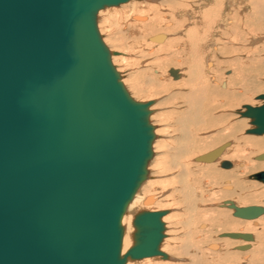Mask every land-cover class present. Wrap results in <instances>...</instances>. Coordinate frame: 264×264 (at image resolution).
Instances as JSON below:
<instances>
[{"label": "water", "instance_id": "water-1", "mask_svg": "<svg viewBox=\"0 0 264 264\" xmlns=\"http://www.w3.org/2000/svg\"><path fill=\"white\" fill-rule=\"evenodd\" d=\"M128 1L0 0V264L168 257L160 250L167 211L137 213L134 244L122 255V219L148 178L157 139L154 101L132 98L98 28L99 11ZM246 109L254 126L247 132L263 135L264 104ZM229 145L197 160L214 161ZM131 146L137 163L127 175ZM252 178L264 182V172ZM223 206L245 220L264 214L256 205ZM221 237L254 240L249 233Z\"/></svg>", "mask_w": 264, "mask_h": 264}, {"label": "rangeland", "instance_id": "rangeland-1", "mask_svg": "<svg viewBox=\"0 0 264 264\" xmlns=\"http://www.w3.org/2000/svg\"><path fill=\"white\" fill-rule=\"evenodd\" d=\"M137 1L142 3V4L145 3L144 6H147L150 8L151 7L152 8L153 7L158 8L160 6L158 9H160L159 12L163 16L169 14V12H168L169 6H167V5H171L170 1H168L169 4L168 3L166 4V0L165 1L164 0H150V1L149 0H143V1L137 0ZM198 1H200V0H198ZM198 1L197 0H177L176 1L178 6L175 7L176 9H174V10H177V8L179 7L178 10H180V8H182L186 12L183 10H180V12H181L180 14H179V11H178V13H177V11L173 12V14H174L173 19L176 18L177 20L176 19H174V20H176L177 22L182 21L183 23L180 22L179 24L181 26L184 24V26H186L188 33H189L188 36L186 37V40L182 42L183 44L179 43L180 45L183 46V48L186 49V52L182 55L180 54L181 50L178 49L176 46V45L179 46V44H176L174 47H172L170 51L167 50L165 52L157 53L155 55H149L147 51H148V48L150 46L153 47L155 50H157L163 43H165V41L160 44V43L151 42L149 40L151 37H155L154 35H156L155 33L157 31L153 34L152 33L148 34V36H146V37L144 36L143 38H145V39L140 40V38H142V37H140L137 40L134 39L135 40L134 41L133 38H131L134 35V32H132L133 30L128 31L126 29V25L125 26L123 25L122 28H120V25H119V22L122 24H125L124 20L126 21V18L128 16H130L132 14V12H129L127 17H125V15H124L123 18H118L119 13L117 15H115L116 16L115 18H112L110 16L111 12L112 13L114 11L115 12H118V11L121 12V10H123V8H125L126 5H122L120 7H114V8L111 7L108 9L106 8L105 10H103V12H100L98 14V28H99L100 34L102 35L103 41L112 53L118 54L116 56H113V59H112L113 64L116 66L119 73L125 74L129 78L128 81H127V78H125L127 81L126 83H124L125 79L124 78L122 79V82L124 81L123 84L125 85L126 89L130 93L132 98H134L138 102H149V101L155 102V105L152 108L153 111L150 108V110L153 112L151 117H150V122L152 123V125L155 126V134L157 136V139L155 140V142L153 144L154 158L152 159V161L148 165V173L151 172L153 174V176H151V178L148 176L147 180L145 181V183H143V185L141 186V188L138 192L141 193V198H143L144 196H147V194L154 193V191H155L157 193L156 195L158 196L157 205L158 204L159 205L157 206L156 202L153 203L152 205H145L144 204V206L143 205L141 206L138 203V205L135 207L137 210L135 212H130L128 209L127 213L123 217V220L126 219L125 220V223H126L128 220L127 218H129V216H131V219H132L131 227H132L133 232H135L134 231L135 228H134L132 223H133L134 217L137 213H139L141 211H147L148 210L147 208L152 207V206H154V208H155L154 211H168L169 212L170 215L167 216V218H169V219H167L165 222V225H166L165 236L166 237H165V239L161 245V251L166 253L169 258H173L174 261L170 260V259L164 260L162 257H157L159 261H162V262L167 261L170 264H173V263H175V264H196V263L197 264H214V263L215 264H241V262L243 263V261H244L242 256L244 254H246V251H239L236 248L239 246H242V245H240L241 243L243 244L246 242H244L243 240H232V239H228V238L221 239L219 237V235L223 234V233L234 232V231L242 232L241 227L243 228L245 226L244 223H247L248 221L233 217V214L230 213V211L228 209H220V208L215 207L216 205H219L225 201L222 198L223 193H222L221 186L225 182V179L222 176V174H229L232 172V169L231 170L222 169L220 167V164L217 165L215 163H203L206 166H210L209 168H211V169H209L208 167H205V165H204V167H196L197 165H195L196 163L192 159L203 155V153L204 154L209 153L210 151L217 148L221 144H224L225 142H228V141L233 142V140H235L234 141L235 145L233 146V148H231L227 151V153L225 154L226 156L223 157V160L226 159L227 161H230L232 163H236V162H238V160L240 162H245L247 159H250V161H252L251 162L252 164H254V163L255 164H264V160L258 161L255 159V157L257 155L264 153V152H261L263 149L259 148L256 150V152L250 153V154H248L246 152L247 154L245 156H242L244 153L240 152L241 155H239L240 153H238V151H240V150H237V148H236L237 147L236 138H230L228 140L226 139V137L223 138L225 134H228V131L225 130L224 128L227 125H230L233 122H238V121L239 122L241 121L245 126H247L244 129H242V131L240 133H238V135H237V137L241 140V143H242L241 146L242 147L247 146V144H248L247 139L248 138L249 139L262 138L264 136V135L260 136V137L252 136V135L246 136L245 131L249 130L252 127L250 124L251 121H250V119H246V118L243 119L236 114V113H238L239 110H242L245 105L258 106V105L263 103L261 100L257 99L259 96L264 95V74H263V76L261 74L260 75L258 74V69H261V67L259 66V68H257V69H255L254 67H249L247 70L238 68V70H237L234 67V65H232V64L237 65L239 63L238 64V66H239L240 63L242 62L241 60L249 59L252 56L255 58L256 57L258 58L259 56L264 58V20L261 21L259 18L255 19L253 17L252 20H250V22L248 21V23H246V25H248V26H245L244 21L241 22V19H244L243 18L244 16H247V15L250 16L252 14V10H251L252 8L250 7V5L248 3L249 0H219L218 2H214L217 4L210 2L211 4L209 6H212L213 8H215V12H213V13H216L213 15V18L211 16L212 13H209L210 12L209 10L207 11L206 9L203 8V6L201 8L199 6V4H197ZM246 1H248V2H246ZM163 2L166 4V6ZM189 3H193L194 7L191 8L192 6H190V8H189L188 6L192 5ZM243 3H244V5H243ZM213 4L215 5V7ZM245 4H247V5H245ZM163 6H165V7H163ZM187 9H189V10L191 9V10L187 11ZM192 9H195L194 11H196V12L194 13V11ZM203 10H206L205 12H207V13H204ZM232 11H233V13H232ZM159 12H158V14H159ZM188 12H189V14H188ZM185 13H187V14H185ZM197 16H198V18H197ZM210 16H211L210 19H212V20L213 19L215 20L216 18L217 19L214 21V24L209 28L208 25L210 26V24H209L210 20L207 21L206 19H208V17H210ZM109 17H111V18H109ZM193 17H194V19H192ZM200 18H201V20H200ZM147 20H148V18L146 17L145 21H138V22L146 23ZM194 20H196V23ZM167 22H170V20H163L162 21L161 33L167 34L169 36V38H172L173 36H177L178 38H181L182 34H181L180 29L178 31H175L174 33L165 32L167 30L168 31L172 30V29H170L171 27L170 28L165 27V23H167ZM200 22H201V24H200ZM202 23H204L203 25H205V26H203ZM191 26H194V27L191 28ZM235 26H236V29H235ZM196 27H198V28L201 27L202 29L198 30ZM204 27H206V28H204ZM128 28H129V26H128ZM122 30H124V34L128 33L127 36L129 34H130L129 37L131 35L132 36L130 38L127 37V40L125 42L126 45L125 44L123 46L117 45V47H115L114 39H116L118 33H120L123 36ZM207 30H209V31H207ZM250 30H254V31L251 33ZM194 31H195V33H194ZM201 31L203 32L202 34H201ZM116 32H117V35H115ZM135 34H136V32H135ZM206 34H208V35H206ZM262 39H263V41H262ZM118 42L120 43L121 40ZM191 42H193V43H191ZM193 44H194V46H193ZM136 47H138V48H136ZM165 55H167V58H171L174 56L176 59L183 60L185 62V64L180 65V63H177V61H175V60L173 63L170 61L169 62L164 61L165 64L163 63L160 66H156L155 63H153V62H156L157 60L163 59V57L166 58ZM209 60L214 61V64H215L212 69H209L207 66V63ZM178 66H179V68H178ZM157 67H159V68L162 67V68H160V70L163 71V75L165 73L163 78H166L168 87L169 88L171 87L170 89L168 88L167 93L166 92L162 93V94L160 93L157 96L149 97V98L143 96V94H135L134 95V91H136V90L133 89L134 88L132 86L133 81L130 80V75L138 72V73L142 74V79L145 80V79H147V77L157 76V73L153 72V70ZM180 68H182V70H183V74L181 72V79L175 80L170 75L169 71L171 69L181 70ZM237 72L243 73V75H245V76H249V75L251 76L250 79L247 82H245L246 84H249L248 82L251 81L252 77H253V80H255V82L253 84H256L257 86L251 85L250 88L247 86H246V88H243V85L240 86L241 85L240 80L235 85H233V84L231 85L230 84L231 80L236 76ZM212 75L213 76L215 75L214 77H216L217 83L214 82ZM183 77L185 80H187V83L190 81L184 88H182L184 90V93L189 94L192 90H194V91H196V93L200 97V100L202 99L200 103L194 102L195 103L194 104L195 109L192 112L193 115H195L196 112H198V113L203 112V119L201 120V123L199 120H197L198 122L196 121L197 123L196 122L190 123L189 119H187V115L182 116V117L180 115L179 116L176 115L178 112H181V111L183 112L185 109H188L189 100H190L188 98H190V97H187L186 95L183 96V98L175 97V98H172L173 99L172 101L167 102L168 101L167 99H169V97H171L172 95L179 92L178 86H180L183 82H186V81H184ZM204 77H205V79H204ZM182 79H183V81H181ZM179 81H180V83H179ZM197 82H198V84H197ZM222 82H227L229 85V90H232L236 94H238L240 96L241 95L248 96V97H244V98H249L250 101H248V102H242L241 101L238 104H236L235 106L228 105L227 102H222V100H224L222 95L224 92H226L225 89L220 90L219 85ZM208 88H210V89H208ZM206 89H208V93H207ZM186 90H188V91H186ZM212 90H214V92ZM239 90H242V92ZM135 93H137V92H135ZM195 94H192V95L195 97L197 95V94L196 95ZM139 95H141V96L139 97ZM205 103L208 105H206ZM216 103H218V104H216ZM204 106H205V108H204ZM218 106H220V107L218 108ZM208 110H209V112H207ZM211 110L212 111L215 110V111L212 112V114H211ZM217 115H223L226 117L225 120H223V122L225 123V124H223L224 126L222 124H219L221 121H219V119H218L219 116H217ZM211 117H212V119H211ZM225 121H228V124ZM209 123H211V124H209ZM205 125L206 126L208 125V127H206ZM197 126L198 127L200 126L199 130H201V129L202 130L198 131ZM203 127L205 129H203ZM209 129H211V130H209ZM193 130H194L193 133H199L200 134L198 138L194 137L195 135L193 136L191 134V131H193ZM203 130H206V131H203ZM218 133H219L221 138H220V140H217L213 146H210L209 148H206V149L204 148L200 152L196 151V150L200 149L199 147L203 148L205 141L211 140L212 138H217L219 136ZM241 137H243V138H241ZM197 139H199V140H197ZM194 140H196V141H194ZM201 144H202V146H201ZM175 153H177V154H175ZM237 155H239V156L237 157ZM240 156H241V158H240ZM179 159H181L183 162L181 161V163H180ZM175 162L178 164H176ZM182 163H188L191 168H197V169L201 168L203 175H205L206 179H208V181H209L210 186L209 187L206 186L204 189L205 191H203V193L200 192V194L198 196L192 194V193H196V189L194 187H193L194 189L192 187H190L191 191H189L190 188L187 189L188 190L187 191L184 188V185H183L184 182L180 179H177V175H178L177 172H178V169H180L179 167H181L183 165ZM253 167L254 166L252 165L250 167L249 172H247L245 174H242V175L238 174L237 178L241 182V184H244V187H246L245 185H247V187H251V188H249L250 191L257 195L255 198H251V200H253V201H251L250 204H247L245 206H253V205L264 206V192H263L264 191V184L249 179V177H251V175L258 173V172H262V171H264V169L259 168V167L256 169ZM207 168L209 169V171ZM251 169H253V170H251ZM237 171L242 172V169L237 170ZM209 173H210V175H208ZM218 173H220V175H218L219 177L217 176ZM209 177H211V179L212 178L213 179L211 180V179H209ZM179 178H181V177H179ZM175 180L177 182H180V184L179 183L177 184L178 185L177 188L179 190H181V192H182L181 193V196H183V197H181L182 202L186 199L185 203L183 202L184 204H175L174 205L173 201L169 200V197H170L169 195L173 194L174 188L176 189V186H175L176 181ZM153 183H155L156 185ZM214 183H216V184H214ZM167 186H169V187H167ZM241 186H243V185H241ZM151 189L153 190V192H150V191H152ZM184 189L188 193H191L192 196L190 197V194L185 192ZM238 189L239 188H236V190L234 191V196L229 198V200L234 201L237 205L242 207L244 205L240 204V200H239L240 191ZM254 190H256V191H254ZM205 193H207V194H205ZM202 196L204 197V201H202L203 203L199 200L200 198H203ZM206 196H208V197H206ZM214 197H216V198H214ZM209 199L210 200L212 199V200L209 201ZM168 203H170V204H168ZM197 203H199V205ZM194 204H196V205H194ZM198 207H200V208H198ZM200 212H202L203 214H207L209 216L208 219H205V220H208L206 222H209L210 224H212V227L211 228L209 227V229H208V231L211 229L210 230L211 232L209 235H207L208 231L201 232L200 230H198L197 226L202 219V218H199V217H202L201 215H199ZM217 214L228 215L229 218L231 219L230 225L231 226L234 225V227H237V228L236 229L227 228L225 230H223V229L217 230L216 229L218 227V223H217V219H216ZM262 217L263 218H261L259 227H257L254 224L252 225V228L254 229L253 233H255V237H256V245L253 247L252 251L249 253L250 259H251L250 264H253V263L264 264V216H262ZM123 227L125 229V236H126L127 225L123 224ZM214 227H216V228H214ZM226 239H228V240H226ZM132 241H131V243H132L131 246H133V244H134V241L133 242ZM212 241L213 242L220 241L222 244L224 242H229L231 244H230V246H228V249L226 250V252H224L223 249L220 252V251L211 250L210 248H206L209 243H212ZM225 244H227V243H224V246H225ZM123 246H124V244H123ZM194 250H195V252H194ZM199 251H200V253H199ZM208 251H210V252L212 251V253H210ZM124 253H126V251ZM193 253H196L195 258L197 256H199V257H197L198 259L194 258ZM198 253L200 255H198ZM213 253H215V254H213ZM228 254L230 255V257ZM122 255H124V254H122ZM202 256H204L203 260L201 259ZM199 258L201 259V261ZM241 259H242V261H241ZM199 261H200V263H199ZM229 261H231V262H229ZM131 262H130V264H144L145 260L136 261V262L131 261Z\"/></svg>", "mask_w": 264, "mask_h": 264}, {"label": "bare ground", "instance_id": "bare-ground-1", "mask_svg": "<svg viewBox=\"0 0 264 264\" xmlns=\"http://www.w3.org/2000/svg\"><path fill=\"white\" fill-rule=\"evenodd\" d=\"M143 1V0H142ZM150 1V0H149ZM165 1V0H164ZM168 1H170L171 3V5H167V6H169L168 8V12H169V14H167V15H161V13L159 12V10L160 9H158L157 7L156 8H150V7H147V6H144V4H142V3H140V2H138L137 0H130V1H128L127 3H124V4H122V5H126L125 6V8H123V10H121V12L120 11H118V12H111V14H110V16L112 17V18H115L116 16L115 15H117L118 13H119V17L118 18H123L124 17V15H125V17H127V15H128V13L129 12H132V14L130 15V16H128L127 18H126V21L124 20V23L125 24H122V23H120L119 22V25H120V28H122L123 27V25L125 26L126 25V29L128 30V31H132V32H134V35L131 37V38H133V40L135 39V40H137V39H139L140 37H142V38H140V40L141 39H145V38H143L144 36L146 37V36H148V34H150V33H155L156 31V35H154L155 37L156 36H159V35H163L162 37H161V39L159 40V41H156V40H154V41H152L151 39L152 38H154V37H151L149 40L151 41V42H154V43H163L164 41H165V43H163L157 50H155L153 47H149L148 48V54L149 55H155V54H157V53H162V52H165V51H167V50H171V48L172 47H174L176 44H179V43H181V44H183L182 42L183 41H185L186 40V37L188 36V30H187V28H186V26H184V24L181 26L179 23L180 22H182V21H176L177 19L176 18H174V19H176V20H174L173 19V17H174V14H173V12H175V11H177V13H178V11H179V14L181 13L180 12V10H183L182 8H180V10H178V8H177V10H174V9H176L175 7H177L178 6V4L176 3V1L175 0H166V4L168 3L169 4V2ZM198 1V0H197ZM219 0H200V1H198L197 2V4H199V6L202 8V6H203V8L204 9H206L207 11L209 10L210 12L209 13H212V18H213V15L214 14H216V13H213V12H215V8H213L212 6H209L211 3L210 2H212V3H214V2H218ZM182 2V1H181ZM246 2H248V1H246ZM164 3V2H163ZM245 3V2H244ZM244 3H243V5H244ZM249 5H250V7L252 8L251 10H252V14L249 16V15H247V16H244L243 18L244 19H241V22H245V26H248V25H246V23H248V21L250 22V20H252V18L254 17L255 19L256 18H259L261 21L262 20H264V0H249ZM247 3V4H248ZM165 4V3H164ZM166 4H165V6H166ZM189 4H192V5H189L188 7L190 8V6H192L191 8H193L194 7V4L193 3H189ZM196 4V3H195ZM214 4H217V3H214ZM213 4V5H214ZM242 4V3H241ZM247 4H245V5H247ZM122 5H120V6H122ZM119 6V7H120ZM165 6H163V7H165ZM214 7H215V5H214ZM220 7V6H219ZM108 8H111V7H107V9ZM114 8V7H113ZM106 9V8H105ZM105 9H103V10H105ZM158 9V10H157ZM199 9V8H198ZM220 9V8H219ZM103 10H101V11H99V13L100 12H103ZM157 10V11H156ZM174 10V11H173ZM191 10V9H190ZM189 9H187V11H190ZM193 11L195 10V9H192ZM206 10H203L204 11V13H207V12H205ZM217 10V9H216ZM183 11H185V10H183ZM234 11V10H233ZM233 11H232V13H233ZM158 12H159V14H158ZM186 12V11H185ZM196 11H194V13H195ZM98 13V14H99ZM116 13V14H115ZM184 14V13H183ZM185 14H187V13H185ZM188 14H189V12H188ZM191 15V14H190ZM233 15V14H232ZM211 16L210 17H208V19H206L207 21H209V24H210V26L208 25V27L210 28L213 24H214V21L217 19H210L211 18ZM111 17H109V18H111ZM146 17L148 18V20H147V22L146 23H141V22H138V21H145L146 20ZM164 17V18H163ZM195 17V16H194ZM194 17L192 18V19H194ZM233 17V16H232ZM197 18H198V16H197ZM204 18V17H203ZM125 19V18H124ZM128 19V20H127ZM191 19V18H190ZM163 20H170V22H167V23H165V27L166 28H170V29H172L171 31H165V32H171V33H174L175 31H178L179 29L181 30V38H178L177 36H173L172 38H169V36L167 35V34H165V33H161V31H162V29H161V24H162V21ZM180 20V19H179ZM200 20H201V18H200ZM205 20V19H204ZM113 21V20H112ZM111 21V22H112ZM195 21V23H196V20H194ZM260 21V22H261ZM204 22V21H203ZM211 22V23H210ZM183 23V22H182ZM233 23V22H232ZM200 24H201V22H200ZM204 23H202V25H203ZM199 25V24H198ZM128 26H129V28H128ZM203 26H205V25H203ZM192 27H194V26H191V28ZM198 30L199 29H202L201 27L200 28H198V27H196ZM204 28H206V27H204ZM195 29V28H194ZM193 29V30H194ZM212 29V28H211ZM235 29H236V26H235ZM137 30V31H136ZM192 30V31H193ZM206 30V29H205ZM121 31V30H120ZM123 31V36L120 34V33H118V35H117V32H116V34L115 35H117V37H116V39H114V45H115V47H117V45H126V40H127V37H129V35L127 36V34H124V30H122ZM191 31V30H190ZM207 31H209V30H207ZM212 31V30H211ZM254 30H250V32L252 33ZM135 32H136V34H135ZM160 32V33H159ZM191 33V32H190ZM194 33H195V31H194ZM203 32L201 31V34H202ZM244 33V32H243ZM227 34V33H226ZM198 35V34H197ZM196 35V36H197ZM206 35H208V34H206ZM193 36V35H192ZM204 36V35H203ZM129 37V38H130ZM190 37V36H189ZM198 37V36H197ZM206 37V36H205ZM222 37V36H221ZM128 38V39H129ZM196 38V37H195ZM121 40V42L119 43L118 41H120ZM131 40V39H130ZM134 40V41H135ZM188 40V39H187ZM200 40V39H199ZM190 41V40H189ZM194 41V40H193ZM261 41V40H260ZM262 41H263V39H262ZM137 42V41H136ZM188 42V41H187ZM197 42V41H196ZM191 43H193V42H191ZM216 43V42H215ZM214 43V44H215ZM131 44V43H130ZM129 44V45H130ZM190 44V43H189ZM192 45V44H191ZM190 45V46H191ZM177 46V48L178 49H180L181 50V55L182 54H184L185 52H186V49L185 48H183V46L182 45H180L179 44V46L178 45H176ZM189 46V47H190ZM193 46H194V44H193ZM135 47V46H134ZM143 47V46H142ZM136 48H138V47H136ZM179 50V51H180ZM197 50V49H196ZM133 51V50H132ZM260 52V51H259ZM112 53V52H111ZM114 54V53H113ZM204 54V53H203ZM116 55H118L117 53H115V55H112V59H113V56H116ZM146 55V54H145ZM186 55V54H185ZM260 55V54H259ZM258 55V56H259ZM166 56V58L165 57H163V59H160V60H157L156 62H153V63H155V65L156 66H160V65H162L163 63L165 64V62H174V60L175 61H177V63H180V65H183V64H185V62L183 61V60H179V59H176L174 56L173 57H171V58H167V55H165ZM190 57V56H189ZM188 57V58H189ZM241 59V58H240ZM213 60V59H212ZM165 61V62H164ZM242 62L240 63V67L238 66V64L236 65V64H232V65H234V67L238 70V68H240V69H248L249 67H254L255 69H257V68H259V66L261 67V69H258V74L260 75H262L263 76V74H264V58H262V57H251V58H249V59H246V60H241ZM207 62V61H206ZM152 63V64H153ZM168 64V63H167ZM190 64V63H189ZM170 65V64H169ZM191 65V64H190ZM214 61H211V60H209L208 61V63H207V66H208V68L209 69H212L213 67H214ZM254 65V66H253ZM164 66V65H163ZM197 66V65H196ZM188 67V66H187ZM153 68V67H152ZM160 68H162V67H160ZM160 68L159 67H157V68H155L154 70H153V72L154 73H157V76H150V77H147V79H145V80H143L142 79V74H140V73H138V72H136L135 74L133 73V74H131L130 75V80L131 81H133V84H132V86L134 87L133 89L134 90H136V91H134V95L135 94H143V96H145V97H147V98H149V97H154V96H157V95H159L160 93L162 94V93H167V90H168V84H167V81H166V78H163L164 77V75H165V73H164V75H163V71H161L160 70ZM178 68H179V66H178ZM190 68V67H189ZM181 70H182V68H180ZM177 70H179V69H177ZM181 70H179V73H180V75H181V72H182V74H183V70L181 71ZM194 71V70H193ZM170 72V71H169ZM243 72V71H242ZM121 74V73H120ZM228 74V73H227ZM171 75V74H170ZM217 75V74H216ZM257 75V74H256ZM121 76H122V79L124 78H127V81L129 80V78H128V76L127 75H125V74H121ZM126 76V77H125ZM172 76V75H171ZM188 76V75H187ZM213 76V75H212ZM215 76V75H214ZM213 76V80H214V82H216L217 83V79H216V77H214ZM218 76V75H217ZM258 76V75H257ZM173 77V76H172ZM250 75L249 76H245V75H243V73H238L237 72V74H236V76L231 80V85L233 84V85H235L239 80H240V82H241V85L240 86H242L243 85V88H246V86L247 87H249L250 88V86L251 85H256V84H253L254 82H255V80H253V77H252V80L251 81H249L248 83L249 84H246L245 82H247L249 79H250ZM174 78V77H173ZM191 78V77H190ZM175 79V78H174ZM179 79H181V76H180V78ZM183 79H184V77H183ZM183 79L181 80V81H183ZM204 79H205V77H204ZM175 80H178V79H175ZM193 80V79H192ZM207 80V79H206ZM205 80V81H206ZM126 81V79H125V82L124 83H126L127 82ZM130 81V82H131ZM184 81H186V82H181L182 84L180 85V86H178V90H179V92L178 93H176V94H174V95H172L171 97H169V99H167L168 101L167 102H170V101H172L173 99L172 98H175V97H181V98H183V96H187V97H190V98H188V99H190L189 100V105H188V109H185L183 112L181 111V112H178L176 115L177 116H186L187 115V119H189V121H190V123H194V122H196L197 120H199L200 121V123H201V120L203 119V112L202 113H198V112H196L195 113V115H193L192 114V112H193V110L195 109L194 108V104L197 102H201V100H200V97L198 96V94L196 93V91H194V90H192L189 94L188 93H184V90L182 89V88H184L188 83H187V80H185L184 79ZM207 82V81H206ZM179 83H180V81H179ZM195 83V82H194ZM201 83V82H200ZM211 83V82H210ZM191 84V83H190ZM197 84H198V82H197ZM196 84V85H197ZM198 86V85H197ZM196 86V87H197ZM208 86V85H207ZM220 90L222 89V90H224L225 89V91L226 92H224L223 93V95H222V97L224 98V100H222V102H227V104L228 105H231V106H235L236 104H238L239 102H248V101H250L249 100V98H244V97H248V96H245V95H238V94H236L235 92H233L232 90H229V85H228V83L227 82H222L220 85ZM257 86V85H256ZM209 87V86H208ZM132 88V87H131ZM171 88V87H170ZM169 88V89H170ZM132 89V90H133ZM173 89V88H172ZM208 89H210V88H208ZM208 89H206L207 90V93H208ZM191 90V89H190ZM219 90V89H218ZM128 91V90H127ZM186 91H188V90H186ZM210 91V90H209ZM213 92H214V90H212ZM239 91H241L242 92V90H239ZM135 92H137V93H135ZM197 95H196V94ZM217 93V92H216ZM192 94H195L196 96L194 97ZM218 95V94H217ZM220 95V94H219ZM138 96V95H137ZM141 95H139V97H140ZM261 96H263V95H261ZM261 96H259L257 99L258 100H261L263 103L262 104H260V105H258V106H261V105H263L264 104V100H262L261 99ZM151 99V98H150ZM209 99V98H208ZM185 101V100H184ZM195 102V103H194ZM214 103V102H213ZM212 103V104H213ZM252 103V102H251ZM206 104V103H205ZM216 104H218V103H216ZM154 105H155V102H154V104L150 107L151 108V110H152V108L154 107ZM206 105H208V104H206ZM205 105V106H206ZM215 105V104H214ZM197 106V105H196ZM205 106H204V108H205ZM217 106V105H216ZM246 106H252V107H256V106H253V105H245L244 106V108L242 109V110H239L238 111V113H236L239 117H241V118H246V119H250L249 117H246V116H244V113L247 111V109H246ZM198 107V106H197ZM208 107V106H207ZM211 107V106H210ZM220 106H218V108H219ZM223 107V106H222ZM202 108V107H201ZM212 108V107H211ZM215 108V107H214ZM203 109V108H202ZM201 109V110H202ZM210 109V108H209ZM204 110V109H203ZM153 111V110H152ZM215 111V110H214ZM214 111H212L211 110V114H212V112H214ZM195 112V111H194ZM207 112H209V110L207 111ZM153 113V112H152ZM171 114V113H170ZM206 114V113H205ZM210 115V114H209ZM214 115V114H213ZM227 115V114H226ZM159 116V115H158ZM217 116H219V121H221L219 124H225L224 122H223V120H225V116H223V115H217ZM208 117V116H207ZM152 119V118H151ZM211 119H212V117H211ZM188 121V120H187ZM250 124H251V128L250 129H253L254 128V126L252 125V120L250 119ZM198 122V121H197ZM196 122V123H197ZM225 122H227V124H228V121H225ZM178 123V122H177ZM214 123V122H213ZM216 123V122H215ZM152 124V123H151ZM207 124V123H206ZM209 124H211V123H209ZM218 124V125H219ZM160 125V124H159ZM195 125V124H194ZM217 125V124H216ZM215 125V126H216ZM206 126V125H205ZM214 126V127H215ZM220 126V125H219ZM224 126V125H223ZM226 126V125H225ZM83 127H85V124H83ZM198 127V126H197ZM206 127H208V125L206 126ZM210 127V126H209ZM245 127H247V126H245L241 121L239 122H233L232 124H230V125H227L224 129L225 130H227L228 131V134H223L224 135V137L223 138H225L226 137V139L228 140V139H230V138H236V144H237V150H240V151H238V153H244L242 156H245L247 153L248 154H250V153H254V152H256V150L257 149H263L261 152H264V134L263 135H255V134H249L247 131L248 130H246L245 131V135L246 136H248V135H252V136H257V137H260V136H263L262 138H252V139H247V142H248V144H247V146L246 147H242L241 145H242V143H241V140L237 137V135H238V133H240L241 131H242V129H244ZM196 128V127H195ZM199 128H200V126L198 127V131H201V130H199ZM203 129H205L204 127H203ZM249 129V130H250ZM167 130V129H166ZM196 130V129H195ZM209 130H211V129H209ZM136 131V128L134 127H132V132L134 133ZM197 131V132H198ZM203 131H206V130H203ZM223 131V130H222ZM194 132V130L193 131H191V134L194 136V137H196V138H198L199 137V133H193ZM221 132V131H220ZM219 132V133H220ZM219 133H218V135H219ZM135 134H136V132H135ZM191 135V136H192ZM193 138V137H192ZM191 138V139H192ZM220 135L217 137V138H212L211 140H207V141H205V144H204V146H203V148L202 147H199L200 149L199 150H196L197 152H200L201 150H203L204 148L206 149V148H209L210 146H213L215 143H216V141L217 140H220ZM241 138H243V137H241ZM190 139V140H191ZM206 139V138H205ZM246 139V138H245ZM197 140H199V139H197ZM203 140V139H202ZM193 141V140H192ZM194 141H196V140H194ZM234 141L235 140H233V142H231V141H228V142H225L224 144H221L220 146H218L217 148H219V147H221V146H223V145H225L226 143H230V145L224 150V152L216 159V160H214V161H210V162H206V161H198L197 160V158H199V157H201V156H203V155H205L204 153H203V155H201V156H198L197 158H194V159H192L196 164L195 165H197L196 167H204V165L205 164H203V163H215V164H220V167H221V162L222 161H224V160H226V159H224L223 160V157L224 156H226L225 154L227 153V151L229 150V149H231V148H233V146L235 145L234 144ZM155 142V141H154ZM245 143V142H244ZM154 144V143H153ZM200 146V145H199ZM201 146H202V144H201ZM139 147V144L137 145V148ZM217 148H215V149H217ZM255 148V149H254ZM215 149H213V150H215ZM133 147L131 146V148H130V152L128 153V158H126L125 159V161H124V167H126V165H129V168L128 169H125V170H123L124 172L126 171V173H127V175H129V173H130V171H131V168L132 167H130V165L133 163V168H134V166L136 165V163H137V160L135 159V157L136 156H134V154H133ZM212 150V151H213ZM234 151V150H233ZM211 152V151H210ZM247 152V153H246ZM258 152V151H257ZM233 153V152H232ZM241 153L239 154V155H241ZM175 154H177V153H175ZM180 154V153H179ZM185 154V153H184ZM183 154V155H184ZM206 154H208V153H206ZM261 154H263V153H261ZM261 154H259V155H261ZM239 155H237V157L239 156ZM259 155H257L256 157H255V159L259 156ZM179 157V156H178ZM233 157V156H232ZM154 158V157H153ZM240 158H241V156H240ZM244 158V157H243ZM185 159V158H184ZM183 159V160H184ZM247 159V158H246ZM177 160V159H176ZM180 160V163H181V159H179ZM178 160V161H179ZM190 160V159H189ZM257 160V159H256ZM172 161V160H171ZM188 161V160H187ZM191 161V160H190ZM258 161H260V160H258ZM170 162V161H169ZM183 162V161H182ZM236 162V161H235ZM252 161H250V159H247L245 162H240L239 160H238V162H236V163H232V167L230 168V169H225V170H231L232 169V172L231 173H229V174H222V176L224 177V179H225V182H224V184L221 186V189H222V198L225 200V201H231V200H229V198H231V197H233L234 196V191L236 190V188H239L238 190L240 191V195H239V200H240V204L241 205H244V206H242V207H247V206H245V205H247V204H250V202L251 201H253V200H251V198H255L257 195L255 194V193H252L251 191H250V189L249 188H251V187H247V185H245L246 187H244V184H241V182L238 180V178H237V176H238V174H245V173H247V172H249V170H250V167L253 165L254 167L253 168H263L264 169V164H252L251 163ZM176 163V162H175ZM202 163V164H201ZM160 164V163H159ZM176 164H178V163H176ZM183 165L181 166V167H179L180 169H178V175H177V179H180V180H182L184 183H183V185H184V188L187 190V189H189L190 187H194L195 189H196V193H192V194H194V195H199L200 194V192L201 193H203V191H205L204 189H205V187L207 186V187H209L210 185H209V181H208V179H206V176L205 175H203V173H202V169L201 168H199V169H197V168H191L190 166H189V164L188 163H182ZM149 165V164H148ZM173 166V165H172ZM176 167V166H175ZM205 167H210V166H206L205 165ZM148 168V167H147ZM153 168V167H152ZM207 168V169H208ZM222 168V167H221ZM209 169H211V168H209ZM209 169H208V171H209ZM222 169H224V168H222ZM240 169H242V172L240 171V172H238L237 170H240ZM251 170H253V169H251ZM207 171V172H208ZM264 172V171H263ZM212 173V172H211ZM214 173V172H213ZM206 174V173H205ZM215 174V173H214ZM256 174V173H255ZM208 175H210V173L208 174ZM216 175V174H215ZM218 175H220V173H218L217 174V176ZM254 175V174H253ZM150 178H151V176H153V174L150 172L149 173V175H148ZM179 177H181V178H179ZM208 177V176H207ZM219 177V176H218ZM126 178H127V176H126ZM175 179V178H174ZM209 179H211V177H209ZM213 179V178H212ZM211 179V180H212ZM221 179V178H220ZM249 179L250 180H253V181H257V182H260V183H262V184H264V182H262V181H259V180H256V179H253L252 178V175H251V177H249ZM149 180V179H148ZM176 181V180H175ZM179 181V180H178ZM215 182V181H214ZM144 183H145V181H144ZM157 183V182H156ZM169 183V182H168ZM180 184V182H177L176 181V189L174 188L173 189V194L172 195H169L170 197H169V200H171V201H173V204L175 205V204H184L185 203V200L182 202V200H181V197H183V196H181V190H179L178 188H177V184ZM208 183V184H207ZM153 184H155V183H153ZM159 184V183H158ZM214 184H216V183H214ZM243 185V186H241V185ZM143 185V184H142ZM156 185V184H155ZM159 186V185H158ZM173 186V185H172ZM167 187H169V186H167ZM141 188V187H140ZM193 188V189H194ZM153 189V188H152ZM151 189V190H152ZM181 189V188H180ZM185 189H184V191H185ZM211 189V188H210ZM213 189V188H212ZM140 190V189H139ZM138 190V191H139ZM201 190V191H200ZM183 191V190H182ZM188 191V190H187ZM187 191H185V192H187ZM189 191H191V188H190V190ZM254 191H256V190H254ZM150 192H153V190L152 191H150ZM180 192V193H179ZM207 192V191H206ZM264 192V191H263ZM188 193V192H187ZM157 193L154 191V193H149V194H147V196H144L143 198H141V193L140 192H137L136 193V195H135V197H134V199H133V201L128 205V207H127V210L129 209V211L130 212H135L137 209L135 208L137 205H138V203L142 206H144V204L145 205H152L153 203H155L156 202V205H157V202H158V196L156 195ZM185 194V193H184ZM188 194H190V197L192 196V194L191 193H188ZM205 194H207V193H205ZM202 195V194H201ZM188 196V195H187ZM186 196V197H187ZM189 197V198H190ZM201 197V196H200ZM199 197V198H200ZM203 197V196H202ZM206 197H208V196H206ZM160 198V197H159ZM214 198H216V197H214ZM213 199V198H212ZM211 199V200H212ZM218 199V198H217ZM216 199V200H217ZM141 200V201H140ZM201 202L202 201H204V197L203 198H200L199 199ZM210 199H209V201H211ZM214 200V199H213ZM140 201V202H139ZM146 201H148V202H150V203H146ZM224 201V202H225ZM223 202V203H224ZM232 202H234V201H232ZM200 203V202H199ZM199 203H197L198 205H199ZM203 203V202H202ZM201 203V204H202ZM223 203H221V204H219V205H216L215 207L216 208H220V209H228L229 211H230V213H232L233 214V217H234V211L232 210V209H229L228 207H226V206H223ZM235 203V202H234ZM168 204H170V203H168ZM236 204V203H235ZM159 205V204H158ZM157 205V206H158ZM194 205H196V204H194ZM197 205V206H198ZM237 205V204H236ZM187 206V205H186ZM191 206V205H190ZM237 206H239V205H237ZM257 206V205H256ZM171 207V206H170ZM195 207V206H194ZM240 207V206H239ZM261 207H263L264 208V206H261ZM186 208V207H185ZM196 208V207H195ZM198 208H200V207H198ZM141 209V208H140ZM148 210L147 211H150V212H159V211H154V206H152V207H148L147 208ZM160 209V208H159ZM186 210V209H185ZM199 210V209H198ZM188 211V210H187ZM168 212V211H167ZM126 213H127V211H126ZM125 213V214H126ZM186 213V212H185ZM170 214H169V212L163 217V222L165 223L166 222V220L167 219H169V218H167V216H169ZM199 215H201L202 217H199V218H202L201 219V221H200V223L198 224V230H200L201 232H206V231H208V229H209V227L211 228L212 227V224H210L209 222H206V221H208V220H205V219H208L209 218V216L207 215V214H203L202 212H200L199 213ZM197 216V215H196ZM262 216H264V214L263 215H261V216H259L257 219H255V220H245V219H241V218H238V219H241V220H245V221H248L247 223H244V227L242 228L241 227V230H242V232H240V231H234V232H230V233H243V234H247V233H249V234H252L253 235V237H254V240L253 241H250V242H247V241H244V242H246V243H241L240 245H242V246H244V245H249L250 246V248L249 249H247V250H239V249H237V250H239V251H246V254H244L243 256H242V258H243V260L245 261H243V263L241 262V264H250L251 263V259H250V252L252 251V249H253V247L256 245V237H255V233H253L254 232V229L252 228V225L254 224V225H256L257 227H259V225H260V221H261V218H263ZM198 217V216H197ZM216 217V216H215ZM235 218H237V217H235ZM125 219V218H124ZM128 220H127V222L125 223V220H123L122 219V226H123V224H126L127 225V230H126V236H125V229H124V236L125 237H123V244H124V246H123V244H122V254H125L124 252L126 251L127 252V250L129 249V247H132L131 245H132V243H131V241L133 240L134 241V239H133V235H134V232H133V230H132V227H131V221H132V219H131V216H129V218H127ZM212 219V218H211ZM216 219H217V223H218V227L216 228V227H214V228H216L217 230H225V229H227V228H229V229H236L237 227H234V225H230L231 224V219L229 218V216L228 215H223V214H217V217H216ZM200 220V219H199ZM133 224V223H132ZM165 227H166V225H165ZM124 228V227H123ZM211 230V229H210ZM208 231V234L207 235H209L210 234V232L211 231ZM135 231V230H134ZM132 232V233H131ZM166 232V231H165ZM229 233V232H228ZM224 234V233H223ZM221 235L222 234H220L219 235V237L221 238V239H224L225 237H221ZM191 238V237H190ZM165 239V238H164ZM228 239H231V238H228ZM228 239H226V240H228ZM232 240H242V239H232ZM132 241V242H133ZM164 241V240H163ZM193 242V241H192ZM224 243H227V244H225V246H224ZM223 244L220 242V241H215V242H213L212 241V243H209L208 245H207V247L206 248H210L211 250H215V251H222V249L224 250V252H226V250L228 249V246H230V244L231 243H229V242H224ZM162 245V244H161ZM197 247V246H196ZM197 249V248H196ZM195 249V250H196ZM160 250H161V247H160ZM171 250V249H170ZM195 250H194V252H195ZM198 251V250H197ZM208 252H210V251H208ZM199 253H200V251H199ZM198 253V255H200ZM210 253H212V251L210 252ZM209 253V254H210ZM166 254V253H165ZM194 254V258H195V255H196V253H193ZM213 254H215V253H213ZM220 254V253H219ZM224 254V253H223ZM217 255V254H216ZM229 255V254H228ZM238 255V254H237ZM157 257H161V256H156V257H148V258H144V259H141V260H137V261H142V260H145V262H144V264H170L169 262H167V261H165V262H162V261H159L158 260V258ZM171 257V256H170ZM197 257H199V256H197ZM196 257V258H197ZM201 257V256H200ZM203 257L204 256H202V260H203ZM229 257H230V255H229ZM195 258V259H196ZM226 258V257H225ZM236 258V257H235ZM167 259H170V260H173V258H169V257H167ZM194 259V260H195ZM198 259V258H197ZM200 259V258H199ZM201 259H200V261H201ZM230 259V258H229ZM164 260H166V259H164ZM132 260H128L127 261V263L126 264H130V262H131ZM174 261V260H173ZM178 261V260H177ZM180 261V260H179ZM196 261V260H195ZM200 261H199V263H200ZM241 261H242V259H241ZM133 262H136V261H133ZM198 262V261H197ZM229 262H231V261H229ZM260 262V261H259ZM258 262V263H259ZM132 263V262H131ZM173 263V262H172ZM196 263V262H195ZM173 264H175V263H173ZM197 264V263H196ZM215 264V263H214ZM253 264H255V263H253ZM257 264V263H256ZM259 264H261V263H259Z\"/></svg>", "mask_w": 264, "mask_h": 264}]
</instances>
